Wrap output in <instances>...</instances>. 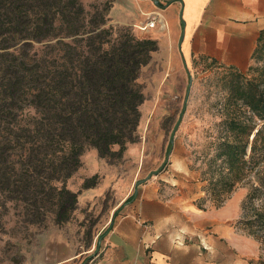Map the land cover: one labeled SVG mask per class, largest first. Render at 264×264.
<instances>
[{"label":"trees","instance_id":"16d2710c","mask_svg":"<svg viewBox=\"0 0 264 264\" xmlns=\"http://www.w3.org/2000/svg\"><path fill=\"white\" fill-rule=\"evenodd\" d=\"M107 8L91 14L82 0H0V186H48L59 222L77 207L79 192L68 188L67 179L81 165L84 150L90 146L102 157L121 156L137 141L145 100L139 77L159 49L158 39L138 36V28L105 26ZM47 38H58V52L41 65L31 45ZM253 58L251 78L228 67L233 77L218 135L193 167L203 182L205 195L196 202L202 209L203 201L220 207L240 184L248 185L242 209H252L253 215L242 223L259 238L258 230H264V29ZM29 107L34 115L26 113ZM90 186L85 180L83 187Z\"/></svg>","mask_w":264,"mask_h":264},{"label":"rangeland","instance_id":"374dc122","mask_svg":"<svg viewBox=\"0 0 264 264\" xmlns=\"http://www.w3.org/2000/svg\"><path fill=\"white\" fill-rule=\"evenodd\" d=\"M82 1L91 14L108 7L105 26L132 31L138 27L114 21L110 13L113 0ZM95 18L101 20L100 13ZM136 34L158 37L150 31ZM57 39L32 41V52H37L41 65L43 58H56ZM157 39L159 49L139 77L145 100L140 105L138 139L128 143L121 156L102 157L90 146L84 150L81 165L67 179L68 188L79 192L77 207L68 220H57V205L48 186L35 184L19 190L14 185L11 190L0 186V264H84L121 207L131 204L150 181L158 184L160 195L166 198L198 202L205 195L200 171L193 166L200 165L204 151L218 135L233 73L213 62L186 61L177 45ZM241 72L247 78L254 76L250 68ZM26 113L34 115L35 110L29 107ZM85 180L92 186L83 187ZM247 192L244 183L220 207L203 201L219 220L216 228L230 226L234 231L237 264H257L264 259V230H258V238L242 223L253 215L252 209H242Z\"/></svg>","mask_w":264,"mask_h":264},{"label":"crops","instance_id":"0c3cea01","mask_svg":"<svg viewBox=\"0 0 264 264\" xmlns=\"http://www.w3.org/2000/svg\"><path fill=\"white\" fill-rule=\"evenodd\" d=\"M110 13L122 24L157 14L148 31L177 45L184 60L240 71L254 62L264 29V0H113ZM214 214L190 198L161 196L150 181L121 207L88 264H237L234 231L216 228Z\"/></svg>","mask_w":264,"mask_h":264},{"label":"built area","instance_id":"2783aa9c","mask_svg":"<svg viewBox=\"0 0 264 264\" xmlns=\"http://www.w3.org/2000/svg\"><path fill=\"white\" fill-rule=\"evenodd\" d=\"M158 22H159V15L152 14L147 18L145 22L138 24L137 28L140 31H148L149 29H153L157 27Z\"/></svg>","mask_w":264,"mask_h":264},{"label":"water","instance_id":"95a60500","mask_svg":"<svg viewBox=\"0 0 264 264\" xmlns=\"http://www.w3.org/2000/svg\"><path fill=\"white\" fill-rule=\"evenodd\" d=\"M173 137H174V136H173ZM173 137H172V138H173ZM152 174H157V171H153ZM152 174H151V175H152Z\"/></svg>","mask_w":264,"mask_h":264}]
</instances>
